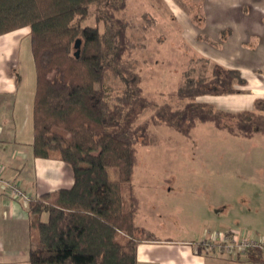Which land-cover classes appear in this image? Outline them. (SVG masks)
I'll return each mask as SVG.
<instances>
[{
	"label": "trees",
	"instance_id": "1",
	"mask_svg": "<svg viewBox=\"0 0 264 264\" xmlns=\"http://www.w3.org/2000/svg\"><path fill=\"white\" fill-rule=\"evenodd\" d=\"M125 7L126 0H0V35L30 29L33 155L64 161L74 175L72 187L29 201L30 226L38 234L30 264H138L139 244L156 239L135 220L137 145L151 143L150 125L186 136L197 122L233 136L264 134V99L238 112L197 99L240 91L247 80L238 69L215 64L209 72L206 60L201 75L181 82L177 95L184 105L178 108L148 97L136 62L125 57L133 46L128 21L117 15ZM111 77L121 86L112 96ZM146 109L153 113L137 123ZM246 254L256 262L264 257L258 248Z\"/></svg>",
	"mask_w": 264,
	"mask_h": 264
},
{
	"label": "rangeland",
	"instance_id": "2",
	"mask_svg": "<svg viewBox=\"0 0 264 264\" xmlns=\"http://www.w3.org/2000/svg\"><path fill=\"white\" fill-rule=\"evenodd\" d=\"M206 2L126 0V7L117 13L128 21L133 42L125 57L136 62L145 94L159 104L183 106L177 95L181 82L204 71L207 58L198 57L196 49L187 44L183 18L189 16L193 24H202ZM242 9L247 13L250 7ZM88 23L94 24V18ZM230 29H226V37ZM29 43V37H24L13 65L16 72L28 64L26 54L32 52ZM207 61L211 72L214 63ZM244 86L237 88L241 91ZM107 87L111 96L121 89L114 77ZM152 113L153 109L144 110L137 123ZM149 131L151 143L137 145L134 184L141 199L136 219L156 236L155 240H199L227 230L264 237V134L233 136L210 122H197L190 136L163 124H152ZM47 217L45 213L43 219ZM33 235L38 237L36 230L30 238Z\"/></svg>",
	"mask_w": 264,
	"mask_h": 264
},
{
	"label": "crops",
	"instance_id": "3",
	"mask_svg": "<svg viewBox=\"0 0 264 264\" xmlns=\"http://www.w3.org/2000/svg\"><path fill=\"white\" fill-rule=\"evenodd\" d=\"M245 6L250 7L247 13L242 11ZM203 7L206 16L199 26L189 16L183 18L187 44L196 49L198 57L207 58L214 65L240 70L247 83L239 92L206 94L198 100L230 112L254 110L256 101L264 99V0H207ZM226 29H230L227 37ZM24 37L30 40L28 27L0 35V177L16 183L30 198L37 199L43 193L72 187L74 175L64 161L33 155L36 68L32 52H26V66L22 64L17 72L13 67ZM29 217V201L16 197L0 182L1 264L29 261V250L37 241V236L30 238L34 229ZM204 238L144 240L138 246V264L264 263L261 262L264 257L256 262L246 253L232 257L208 250L201 243Z\"/></svg>",
	"mask_w": 264,
	"mask_h": 264
},
{
	"label": "built area",
	"instance_id": "4",
	"mask_svg": "<svg viewBox=\"0 0 264 264\" xmlns=\"http://www.w3.org/2000/svg\"><path fill=\"white\" fill-rule=\"evenodd\" d=\"M0 182L5 184L16 197L21 198L25 201L31 200V198L16 183L3 180L1 177ZM201 243L208 250H214L222 254H228L232 257H236L238 254L246 253V251L251 248L260 249L264 256V237L259 238L254 236L253 234H239L235 233L233 230H227L225 232H214L212 234H208L201 241Z\"/></svg>",
	"mask_w": 264,
	"mask_h": 264
},
{
	"label": "water",
	"instance_id": "5",
	"mask_svg": "<svg viewBox=\"0 0 264 264\" xmlns=\"http://www.w3.org/2000/svg\"><path fill=\"white\" fill-rule=\"evenodd\" d=\"M79 46H80V39H78V40L76 41V47L78 48ZM79 54H80V50H79V48H78L77 51H76V56L78 57Z\"/></svg>",
	"mask_w": 264,
	"mask_h": 264
}]
</instances>
